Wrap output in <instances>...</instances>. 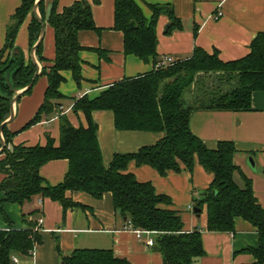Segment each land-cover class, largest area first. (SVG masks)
I'll use <instances>...</instances> for the list:
<instances>
[{
	"label": "trees",
	"instance_id": "1",
	"mask_svg": "<svg viewBox=\"0 0 264 264\" xmlns=\"http://www.w3.org/2000/svg\"><path fill=\"white\" fill-rule=\"evenodd\" d=\"M44 2H40L39 11L53 29L55 57L50 66L41 68L39 75L46 76L47 86L42 103L25 128L58 111L60 100L66 98L59 91L65 79L62 71L69 70L80 85L83 77L78 53L83 47L77 33L97 29L87 0H76L61 12H56L53 6L47 18ZM33 3L34 0H22L6 28L5 43L0 50V124L9 114V98L16 89L26 86L35 72L32 61H25L14 45L17 29ZM148 7L152 13L146 18L136 0H114L113 28L123 35V52L144 62L151 60L153 69L113 82L93 98L83 95L75 99L72 108L83 113L86 126L75 127L66 115L60 114L58 144L47 136L45 145L32 146L12 144L13 132L7 125L3 127L6 148L0 159V172L5 175L0 182L1 213L6 218L4 202L21 206L35 196L59 202L65 213L68 208L85 207L67 192L81 191L95 198L109 193L114 210L125 217L126 225L153 234L152 248L162 255L163 264H192L204 254L200 231H184L180 213L171 208L170 197L157 193L150 182L138 181L127 166L134 161L137 166L149 165L165 175L168 171L179 172L182 165L191 171L198 161L212 175L209 186L193 200L194 207L206 206V229L234 232L235 218L249 222L258 234V244L243 249L253 256V261L242 264H264V208L253 193L251 179L234 163L237 151L234 143L219 140L210 148L189 126L191 114L196 110L252 109V93L264 90V31L255 35L249 52L241 58L223 61L217 49L208 52L195 46L190 56L155 68L159 61L158 17L167 15L172 27H180L181 23L169 5L148 4ZM39 29L33 15L28 27L30 47ZM93 50L101 53L99 48ZM36 57L39 62L45 60L42 43ZM207 73L217 77L216 86L211 89L204 87L200 78V74ZM200 87L202 93L187 101L186 93ZM95 110L112 111L118 130L161 132L162 137L135 152L115 153L105 166L97 141V124L92 118ZM55 159H66L69 165L62 181L51 185L39 174V168ZM22 217L24 227L0 229V264H14V255L29 254L42 241L36 223L25 219L24 214ZM56 250L60 264H126L111 248H74L63 254L56 243Z\"/></svg>",
	"mask_w": 264,
	"mask_h": 264
},
{
	"label": "crops",
	"instance_id": "2",
	"mask_svg": "<svg viewBox=\"0 0 264 264\" xmlns=\"http://www.w3.org/2000/svg\"><path fill=\"white\" fill-rule=\"evenodd\" d=\"M55 1V2H54ZM76 0H45L44 11L47 18L54 6L56 12L71 5ZM97 29L79 30L77 40L83 47L78 55L82 61L80 85L72 78L69 70L62 71L64 81L59 91L66 98L60 100L58 111L48 118L24 127L33 117L43 101L47 86L45 75H38L30 90L22 94L15 103L14 117L7 124L12 144L32 146L45 145L47 136L58 144L59 115L64 114L70 123L78 127L86 126L85 116L72 108L75 99L88 95L97 96L113 82L124 77H132L149 72L153 62H144L133 54L123 52V35L113 28L114 0H87ZM146 18L151 16L148 4L169 5L180 27L171 26L165 14L158 17L156 24L157 53L159 60L165 56L183 59L195 46L208 52L218 50L219 58L229 61L241 58L249 52V44L255 35L264 31V0H136ZM22 0H0V50L5 43L6 28ZM33 13L28 12L19 25L14 45L21 50L25 61L30 60L28 27ZM169 27L165 29V26ZM101 49L99 54L93 49ZM41 67L50 66L55 57L54 32L45 22L42 41ZM186 100L194 99V91L186 93ZM252 109L248 111L196 110L191 114V131L205 144L213 148L219 140H230L237 151L234 163L251 179L253 193L264 208V90L254 91L251 96ZM92 118L97 124V141L102 160L107 166L115 153L135 152L144 146L155 144L161 132L118 130L114 125L110 110H95ZM3 154H0V159ZM252 159V162L249 160ZM66 159H55L44 163L39 174L51 185L62 181L68 170ZM127 171L138 181L150 182L157 193L170 197L171 208L180 213L184 231L198 229L201 235L204 254L192 264H242L253 261V256L244 251L256 247L258 234L255 228L240 217L235 218L234 232H216L206 229V206L199 213L193 211L194 198H199L211 180L207 172L195 161L191 171L183 165L179 172L168 171L160 175L149 165L137 166L128 163ZM0 172V182L4 178ZM238 176V174H237ZM73 200L85 207L68 208L65 213L61 204L49 198L35 196L23 205L4 202L0 210V229L25 226L23 220L34 221L39 228L41 243L34 247L33 253L14 255V264H60L56 250L68 254L74 248H111L115 256L126 260V264H163L162 255L145 243L147 236L136 235L127 228L124 217L115 211L109 193L95 198L85 192H67ZM3 197L0 191V207ZM192 205V209L188 208ZM37 210L36 214H29ZM39 219H42L39 222Z\"/></svg>",
	"mask_w": 264,
	"mask_h": 264
},
{
	"label": "water",
	"instance_id": "3",
	"mask_svg": "<svg viewBox=\"0 0 264 264\" xmlns=\"http://www.w3.org/2000/svg\"><path fill=\"white\" fill-rule=\"evenodd\" d=\"M41 1H43V0H34L33 6H32V13H33L35 19L40 24L38 37H37L36 41L33 43V45L31 46L30 53H29L30 60L35 65V72H34V75H33L32 79H31V81L26 86L21 87L19 89H16L14 91L13 95L9 98V114L0 124V154H2V152L6 148V142H5V139H4V136H3V127L5 125H7L9 122L12 121V119L14 117L15 103H16L17 99L22 94L26 93L32 87L35 79L40 74V71H41V68H42L41 65H40L39 60L36 57V50L39 47V45L42 43L43 37H44V34H45V21L43 20V17L41 16V13L39 11V4H40ZM167 27H169V24H167L165 26V29ZM249 160L252 162L251 158H249ZM200 210L201 209L198 208V207H193V211L195 213H199ZM124 220H125V217H124Z\"/></svg>",
	"mask_w": 264,
	"mask_h": 264
},
{
	"label": "built area",
	"instance_id": "4",
	"mask_svg": "<svg viewBox=\"0 0 264 264\" xmlns=\"http://www.w3.org/2000/svg\"><path fill=\"white\" fill-rule=\"evenodd\" d=\"M175 59L170 57V56H165L163 57L162 59H160L156 65H155V68H163V67H166L167 65L171 64L172 62H174ZM188 208L192 209V205H188ZM42 219H39V222H41ZM127 228H131L130 226L127 225ZM132 229V228H131ZM134 232L136 233V235L138 237H140L142 234L146 233V234H149L150 232L149 231H145V230H139V229H133ZM145 243L148 245V246H152L153 245V238L150 237V236H147L146 240H145ZM34 250H32L30 253H33ZM16 260V258L13 256L12 257V261L14 262Z\"/></svg>",
	"mask_w": 264,
	"mask_h": 264
},
{
	"label": "rangeland",
	"instance_id": "5",
	"mask_svg": "<svg viewBox=\"0 0 264 264\" xmlns=\"http://www.w3.org/2000/svg\"><path fill=\"white\" fill-rule=\"evenodd\" d=\"M200 78L202 79V83L204 84V87L212 88L216 86L215 80H217V77L213 73H207V74H200ZM203 87V86H202ZM202 87L194 90V95L196 97L198 96V93H202Z\"/></svg>",
	"mask_w": 264,
	"mask_h": 264
}]
</instances>
